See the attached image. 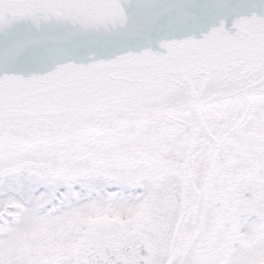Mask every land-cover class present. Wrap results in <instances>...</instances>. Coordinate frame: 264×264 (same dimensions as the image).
Here are the masks:
<instances>
[{"label":"snow or ice","instance_id":"1","mask_svg":"<svg viewBox=\"0 0 264 264\" xmlns=\"http://www.w3.org/2000/svg\"><path fill=\"white\" fill-rule=\"evenodd\" d=\"M0 264H264V0H0Z\"/></svg>","mask_w":264,"mask_h":264}]
</instances>
